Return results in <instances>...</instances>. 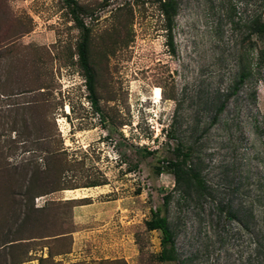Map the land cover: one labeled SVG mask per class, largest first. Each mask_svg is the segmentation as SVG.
I'll use <instances>...</instances> for the list:
<instances>
[{
    "label": "rangeland",
    "instance_id": "374dc122",
    "mask_svg": "<svg viewBox=\"0 0 264 264\" xmlns=\"http://www.w3.org/2000/svg\"><path fill=\"white\" fill-rule=\"evenodd\" d=\"M75 1L0 0V264H264V0H178L174 52L160 0Z\"/></svg>",
    "mask_w": 264,
    "mask_h": 264
},
{
    "label": "trees",
    "instance_id": "16d2710c",
    "mask_svg": "<svg viewBox=\"0 0 264 264\" xmlns=\"http://www.w3.org/2000/svg\"><path fill=\"white\" fill-rule=\"evenodd\" d=\"M65 3L73 8V13H75L77 8H74L77 5L75 0H64ZM160 9L161 12L166 19V27L169 32V45L171 50L175 51V45L172 36V30L175 23V20L178 11H179V4L178 0H160ZM76 23L78 27L82 30V38L78 45V54L80 59V64L84 70L86 79H87V87L90 91L92 99L97 104V97H96V90H95V75L93 66L91 65L90 58H89V41H90V29L81 21L78 17L76 18ZM249 29L251 32L258 36V38L264 37V16L262 13H258L255 18H253L249 24ZM249 71L243 70L238 75V83H244L245 79L249 76ZM188 153L184 154L178 149L176 154V161L169 162L170 167L173 170V173L176 178V182L179 186L183 185L185 188L190 189L192 186H196L200 189H205V182L201 174L190 168L187 167V159ZM162 169L158 168V173H161ZM169 201V197H167ZM147 227L149 230H156L160 231L162 238H161V245L162 251L159 255V259L162 262H171L176 261L178 259V253L175 245V238L173 231L170 227L169 219L166 216H160L159 214H154V217L147 222ZM17 240L21 243V239L13 240L14 243L10 244H20L16 243ZM45 240V239H44ZM11 243V242H10ZM23 243V242H22ZM50 254L48 258H50ZM45 259V258H42Z\"/></svg>",
    "mask_w": 264,
    "mask_h": 264
},
{
    "label": "crops",
    "instance_id": "0c3cea01",
    "mask_svg": "<svg viewBox=\"0 0 264 264\" xmlns=\"http://www.w3.org/2000/svg\"><path fill=\"white\" fill-rule=\"evenodd\" d=\"M77 218L80 221L83 219L80 216ZM48 254H49V249L43 246V248L35 254L36 256L32 258L30 261L26 262L25 264H40L39 260L36 257L45 258L46 256H48Z\"/></svg>",
    "mask_w": 264,
    "mask_h": 264
},
{
    "label": "bare ground",
    "instance_id": "6f19581e",
    "mask_svg": "<svg viewBox=\"0 0 264 264\" xmlns=\"http://www.w3.org/2000/svg\"><path fill=\"white\" fill-rule=\"evenodd\" d=\"M154 98L156 99V102H158V103H159L160 99H162V92H161L160 88H156ZM68 193H72L75 197L86 195L85 194L86 191H82V190H74V191L69 190Z\"/></svg>",
    "mask_w": 264,
    "mask_h": 264
}]
</instances>
